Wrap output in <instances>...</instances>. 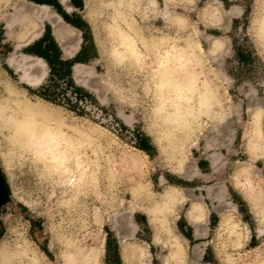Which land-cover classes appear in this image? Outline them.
<instances>
[{
	"label": "rangeland",
	"instance_id": "374dc122",
	"mask_svg": "<svg viewBox=\"0 0 264 264\" xmlns=\"http://www.w3.org/2000/svg\"><path fill=\"white\" fill-rule=\"evenodd\" d=\"M112 1L83 0L78 15L94 56L77 62V70L72 65V79L86 97L76 99L73 87L60 80L59 103L37 94L49 68L23 49L49 28L62 57L72 58L83 29L59 23L48 5L49 14L36 18L29 2H0V99L11 107L24 100L45 109L52 125L75 140L73 153L89 174L71 188L67 174L15 145L0 124L7 191L0 205V254H10L6 264H28L31 257L38 264H63L70 251L96 254L89 264H264V118L259 132L252 122L253 113L264 110V0L126 5L121 24L134 23L139 63L111 55ZM22 4L27 27L7 28L6 19ZM58 24L63 32L57 36ZM77 38L79 47L70 55L73 47H66ZM190 44L198 91L206 84L215 100L202 109L193 93L192 115L179 125L166 117L170 106L157 72L161 53ZM13 60L40 81L22 80ZM123 247L134 248L128 260ZM21 248L27 256L16 255Z\"/></svg>",
	"mask_w": 264,
	"mask_h": 264
},
{
	"label": "bare ground",
	"instance_id": "6f19581e",
	"mask_svg": "<svg viewBox=\"0 0 264 264\" xmlns=\"http://www.w3.org/2000/svg\"><path fill=\"white\" fill-rule=\"evenodd\" d=\"M9 1L10 0H0V2ZM23 1L29 2V4L36 9L35 12L32 13L34 17L42 18L46 14H49V7L47 5H39L27 0ZM137 1L138 0H114L111 2V6L114 9V14L112 16L111 22L108 24V29L110 35L113 37L114 42L110 52L113 58L117 61L129 60L135 63H139L141 61L142 53L139 48L140 46L137 43V38L133 33L135 30V27L133 26L134 23H130L128 28L121 24V21H125L127 16L125 13L126 9L124 7L126 5L133 7ZM152 3H154V1H152ZM24 13H29L27 7H25L23 4L16 5L15 11L11 13L9 18L6 19V27L11 29L13 25L19 23L21 25H26L27 27L26 19L21 17ZM57 21L59 23L65 22L60 16ZM262 22L263 25L261 26L264 30V20ZM59 25L60 24L55 25V33L57 36L63 32L62 29L59 28ZM78 47L79 39L77 38L72 50L67 51V53L72 55L78 49ZM196 47L201 48L199 43H196ZM196 60L197 55L195 54V49L192 44L188 45L187 48L181 47L175 50L168 49L161 53L159 60V71L157 72L159 76L157 85L159 90L166 94L164 97V102L168 101V105L170 106V111L166 114V117L171 123L180 125L188 122V118L190 115H192L194 109L192 106L193 103H191L193 93L198 94L199 100L197 101L199 105L196 106H200L202 109L207 105H212L213 101L215 100L213 92L207 87L206 84L202 90L198 91V76L194 68V63ZM11 65L16 70L20 71L21 79L25 80L30 85L38 83L42 78V76H28V70L25 64H16V61L13 60L11 61ZM81 65L82 64L77 63L75 65V70H77ZM44 110L39 108L37 109L36 107L31 106L30 102L28 104L27 101L24 100L21 105H18V107H11L8 105L6 99H0V124L4 126L3 128L6 127V129L10 131H8L10 134V139L15 145L20 146L21 149L26 151L27 148H29L34 153H37L39 156L47 159L50 162V166H52L57 172L63 175H68L67 180L70 182L71 188H77L81 185V182L84 180V178H87L89 174L86 172V168L83 166L84 163L81 162V159L77 156V153H73V150L76 146L73 143L75 140L72 141L71 139L64 136L58 124L56 126L52 125L51 119L46 113L47 111ZM69 162L74 164L73 170L68 165ZM75 168L78 173L77 175L73 174L76 172ZM72 177H74L73 180H71ZM24 244L26 245V243ZM133 249L134 248L123 247L121 254L124 260L129 259V257L134 252ZM16 255L27 256V249L21 248L20 250H17ZM9 258V253H1V264H6ZM95 260L96 254L70 251L64 254L63 264H77L78 261L89 264L90 262H95ZM28 264H38V258L31 257Z\"/></svg>",
	"mask_w": 264,
	"mask_h": 264
},
{
	"label": "trees",
	"instance_id": "16d2710c",
	"mask_svg": "<svg viewBox=\"0 0 264 264\" xmlns=\"http://www.w3.org/2000/svg\"><path fill=\"white\" fill-rule=\"evenodd\" d=\"M38 1V0H36ZM56 7V6H55ZM58 9V8H57ZM59 14L63 19L79 29H83V43L79 51L72 58H63L61 49L57 41L52 36L49 28H46L41 37L34 40L31 44L26 46L23 50L26 53L33 54L41 57L47 63L49 71L47 81L40 86L37 91L42 98L49 100L51 102H60L59 96L64 94L61 89L58 87L59 81H65L66 85L73 87V92L75 93V98H82L85 92L77 86L74 85L72 79V65L77 62H85L92 56L94 53L89 52L93 43L91 41V36L89 33H86L84 30L85 21L81 17L75 16L72 19H69L68 16L58 9ZM90 42V44H88ZM74 85V86H73ZM66 99V98H65ZM140 141H146V137L139 135ZM138 147L147 150L144 144L139 143Z\"/></svg>",
	"mask_w": 264,
	"mask_h": 264
},
{
	"label": "crops",
	"instance_id": "0c3cea01",
	"mask_svg": "<svg viewBox=\"0 0 264 264\" xmlns=\"http://www.w3.org/2000/svg\"><path fill=\"white\" fill-rule=\"evenodd\" d=\"M33 2L35 4H45L52 8L62 19L63 17L59 14L58 9L64 12L69 19H72L75 16H79L78 12L81 10L83 6V0H66L63 2L62 0H27ZM56 6V7H55ZM58 8V9H57ZM80 17V16H79ZM64 20V19H63ZM65 21V20H64ZM66 22V21H65ZM67 23V22H66ZM71 25V24H70ZM75 27V26H74ZM77 28V27H76ZM76 43V42H75ZM75 43L71 47H66L67 49H71ZM65 48V47H64ZM63 48V49H64ZM65 51V50H64ZM77 51V50H76ZM75 51V52H76ZM66 53V51H65Z\"/></svg>",
	"mask_w": 264,
	"mask_h": 264
},
{
	"label": "clouds",
	"instance_id": "9594fccd",
	"mask_svg": "<svg viewBox=\"0 0 264 264\" xmlns=\"http://www.w3.org/2000/svg\"><path fill=\"white\" fill-rule=\"evenodd\" d=\"M262 118H264V110H258L255 113H253L252 122L256 126L255 128L256 132L260 131V122Z\"/></svg>",
	"mask_w": 264,
	"mask_h": 264
},
{
	"label": "flooded vegetation",
	"instance_id": "af4514ba",
	"mask_svg": "<svg viewBox=\"0 0 264 264\" xmlns=\"http://www.w3.org/2000/svg\"><path fill=\"white\" fill-rule=\"evenodd\" d=\"M3 175H2V172H1V169H0V202L3 198Z\"/></svg>",
	"mask_w": 264,
	"mask_h": 264
},
{
	"label": "water",
	"instance_id": "95a60500",
	"mask_svg": "<svg viewBox=\"0 0 264 264\" xmlns=\"http://www.w3.org/2000/svg\"><path fill=\"white\" fill-rule=\"evenodd\" d=\"M6 198H7V191H6L4 182H3V198H2V200L0 202V205L6 200Z\"/></svg>",
	"mask_w": 264,
	"mask_h": 264
}]
</instances>
